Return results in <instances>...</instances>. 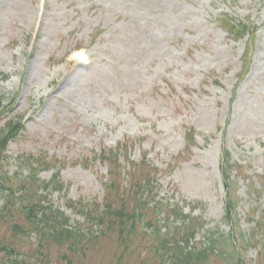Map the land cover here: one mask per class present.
<instances>
[{"label": "rangeland", "instance_id": "1", "mask_svg": "<svg viewBox=\"0 0 264 264\" xmlns=\"http://www.w3.org/2000/svg\"><path fill=\"white\" fill-rule=\"evenodd\" d=\"M36 2L0 0L2 104L14 99L11 112L26 119L8 146L6 169L12 173L20 154L61 159L63 165L39 171V178L58 170L68 197L100 201L106 166L91 157L126 142L130 161L145 156L161 169V196L186 212L183 201H200L193 214L206 228L223 235L235 228L248 239L264 211V0H47L30 42ZM230 16L253 21L254 41L228 34L222 20ZM78 46L89 50L91 65L65 60ZM245 51L248 69L239 79ZM190 128L196 139L188 146ZM224 148L240 166L229 182L237 200L233 227L221 220ZM203 232L195 238L205 239ZM7 236L0 222V239ZM261 236L255 233L254 246L242 250L246 263L257 258ZM107 254V247L86 251L85 262L102 264Z\"/></svg>", "mask_w": 264, "mask_h": 264}, {"label": "trees", "instance_id": "2", "mask_svg": "<svg viewBox=\"0 0 264 264\" xmlns=\"http://www.w3.org/2000/svg\"><path fill=\"white\" fill-rule=\"evenodd\" d=\"M245 29L243 23L229 24V30L235 36L242 35ZM6 142V140L0 141V151L5 149ZM103 159L109 161V172L113 177L109 185L110 188L107 187V196L103 203L105 207L102 206L103 210L101 212L104 215H101L97 203H94L93 207L86 205L90 209L85 212L88 217L90 216L91 222L103 228V233L117 231V249L114 252V259L111 264L127 263L128 257L133 253L130 250L131 244L134 242L132 237L137 233L139 227V234L142 235L141 239H149L148 242L141 244L150 253L149 260L153 264H204L210 261L211 256H215L219 261L232 258L235 259L236 264H242L236 240L227 243L223 238L210 235L208 236L207 245L198 248L195 246L189 247L188 244L195 233L203 226V222L195 217L181 214L175 207L169 208L166 205L162 209L161 201H154L153 205H149L154 200V189L156 187L155 175L151 168L145 167L141 170L134 168L129 172L130 186L124 187L119 182V175L121 174L115 154L103 157ZM25 163L30 165V159L26 160ZM23 166L25 165L19 167L20 170L23 169ZM38 170L30 168L29 173L19 179L16 188L7 185L13 177L0 175V189L5 191L4 202L0 208V219L9 224L12 237L17 244L20 242L21 244L29 243L36 251V256H46L44 260L36 258L37 263L46 264L51 260L50 253L44 252L46 248L56 246L62 249L67 246L69 250L78 249L83 246V239L95 243L100 236L89 235L85 238V235L81 233L82 230L79 224L71 229L66 227L68 217L50 202L48 193L44 192L50 186L55 189L56 187L59 188L60 181L55 177L49 182L41 181L37 177ZM41 189L43 192L40 191ZM112 190H114L113 196H110ZM225 204L224 218H228L235 208V203L230 195L227 197ZM68 205L75 208L71 200H69ZM159 210H167V212L177 217L187 219V222L183 221L180 225H171L163 233L160 227L157 226L155 217L156 212ZM95 212L96 214H93ZM263 219L264 216L262 215L257 222V228H263ZM144 228H147L150 232H146ZM20 235L23 237L21 241L19 239ZM247 242V244H250L249 241ZM225 244L234 248L235 254L233 253V257H231V252L227 250ZM59 259H65V256H60ZM141 263L146 264V260H142Z\"/></svg>", "mask_w": 264, "mask_h": 264}]
</instances>
